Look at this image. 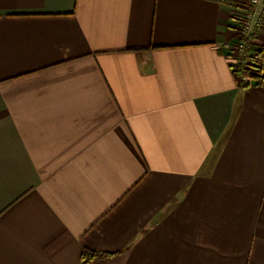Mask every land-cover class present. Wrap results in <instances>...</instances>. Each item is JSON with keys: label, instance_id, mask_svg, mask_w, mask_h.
I'll use <instances>...</instances> for the list:
<instances>
[{"label": "crops", "instance_id": "0c3cea01", "mask_svg": "<svg viewBox=\"0 0 264 264\" xmlns=\"http://www.w3.org/2000/svg\"><path fill=\"white\" fill-rule=\"evenodd\" d=\"M235 10L0 0V264H264V82L234 71Z\"/></svg>", "mask_w": 264, "mask_h": 264}, {"label": "trees", "instance_id": "16d2710c", "mask_svg": "<svg viewBox=\"0 0 264 264\" xmlns=\"http://www.w3.org/2000/svg\"><path fill=\"white\" fill-rule=\"evenodd\" d=\"M249 52V50H246ZM254 69V71L252 70ZM264 42L256 48L253 54L250 55V62L248 64L239 63L236 67V74L240 77V83L244 86L253 84H260L264 82ZM115 253H104L92 251L90 249H83L82 263L99 260L101 258H109Z\"/></svg>", "mask_w": 264, "mask_h": 264}, {"label": "built area", "instance_id": "2783aa9c", "mask_svg": "<svg viewBox=\"0 0 264 264\" xmlns=\"http://www.w3.org/2000/svg\"><path fill=\"white\" fill-rule=\"evenodd\" d=\"M262 3H264V0L250 1V5H254L255 7ZM262 12H263L262 10L257 11L254 8V10L251 9L249 12L243 15L241 17V20L243 21L245 26L243 25L242 22L236 20V24L239 27L242 26L243 31L238 43L236 44V51L238 57L235 63L234 71L236 70L238 62L243 64H248L250 62V55L254 53V51L252 50L254 42H256V40L258 39V35H259L258 31L262 29L264 23L263 18L261 17ZM255 47L259 48L257 44ZM247 49L249 50V52L246 51ZM238 53L241 55L239 61H238L239 58ZM252 70L254 71V69Z\"/></svg>", "mask_w": 264, "mask_h": 264}, {"label": "rangeland", "instance_id": "374dc122", "mask_svg": "<svg viewBox=\"0 0 264 264\" xmlns=\"http://www.w3.org/2000/svg\"><path fill=\"white\" fill-rule=\"evenodd\" d=\"M228 1H230L233 5H234V7L236 8V10H235V15H234V18L233 19H235V22H236V20L237 21H240V22H242L243 23V21L241 20V17L243 16V15H245L247 12H249L251 9L252 10H254V8L257 10V11H260V10H262L263 12H262V14H261V17L263 18V21H264V3H262V4H259L258 6H254V5H250V1L251 0H228ZM252 6V7H251ZM256 16V15H255ZM243 25L245 26V24L243 23ZM235 27L237 28V30H238V34L241 36V34H242V31H243V29H242V26H238L236 23H235ZM262 29H264V23H263V27H262ZM258 33H261V30H259L258 31ZM262 43L264 42V40H260ZM256 44L258 45V44H260L261 45V43L259 42V43H257V42H254V45H253V51H255V46H256ZM260 45H258V46H260ZM236 53H237V51H236ZM238 55H239V58H238V61H239V59L241 58V55L238 53ZM236 57H238V56H236ZM237 60V59H236ZM238 64H239V62H238Z\"/></svg>", "mask_w": 264, "mask_h": 264}]
</instances>
